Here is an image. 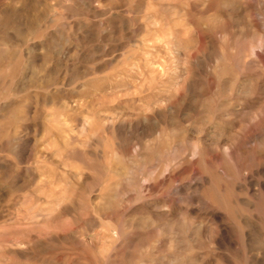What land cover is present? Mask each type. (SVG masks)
<instances>
[{
  "label": "rangeland",
  "instance_id": "374dc122",
  "mask_svg": "<svg viewBox=\"0 0 264 264\" xmlns=\"http://www.w3.org/2000/svg\"><path fill=\"white\" fill-rule=\"evenodd\" d=\"M0 264H264V0H0Z\"/></svg>",
  "mask_w": 264,
  "mask_h": 264
}]
</instances>
